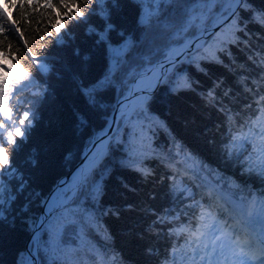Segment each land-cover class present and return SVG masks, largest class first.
Masks as SVG:
<instances>
[{"label": "snow or ice", "instance_id": "obj_1", "mask_svg": "<svg viewBox=\"0 0 264 264\" xmlns=\"http://www.w3.org/2000/svg\"><path fill=\"white\" fill-rule=\"evenodd\" d=\"M148 2L151 8L153 4L171 3L172 0ZM192 2L196 7L192 9V15L183 30L186 38H190L189 33L195 37L192 43H188L184 48L169 51L164 60L159 61L155 67L147 69L139 76L133 75L131 80L126 82L119 79L125 61L123 56L117 54L129 46L126 42L123 49H111L112 62L103 78L81 87V95L86 104L92 107L95 106L97 95L102 90L112 89L116 84H120L122 88L128 83L132 85L127 89L129 95L126 102L118 106L120 118L115 120V133L107 138V143L104 142L105 137H101L98 146L94 144L96 151L85 156L82 166L73 178L72 186L61 187L62 193H55L47 202V214L40 221L43 232H36L33 246L37 253L41 247L44 248L50 257L48 264H71L68 259H61V255L67 252L65 236L68 229L79 225L80 232L84 233V229H91L93 224L96 232L105 241V246L92 249L89 254L91 264H125L123 258H118L115 253L108 255L107 240L111 238V234L101 222V217L109 214L118 218L119 210L107 208L100 211L96 207L99 197L103 194L104 177L111 175L107 161L112 154L113 141L120 147L128 145L127 163L123 164V167H130L143 176H150L152 170L144 167L145 162L148 159H157L158 163L168 170L166 175L173 187L188 185L180 188L181 195L189 201L185 205L186 210L173 216L172 220L157 216L154 221V225H169V236H179L183 239V244L179 247L171 246L163 261H158V264H264V191L257 193L249 190L247 184H242L236 177L228 179L220 169L213 170L210 164L194 158L196 154L185 152L183 147L174 155L169 150V156L176 161L173 164L168 157L157 153L151 145L140 149L135 144V140L140 138L145 128L141 121L158 130L168 128L166 121H160L158 117L150 115L157 87L162 83L171 85L168 91L172 96L194 90L190 75L181 78L176 74L178 64L186 61L190 69L194 68L197 72L207 74L205 64L223 66L225 57L232 55V46L240 45L251 36L249 24H256L264 29V6L257 7L254 0ZM5 3L9 7L14 6L13 0H5ZM18 6L25 11L20 14L19 19H13L3 5H0V36L3 37L0 39V45L7 41L6 47L11 53L12 43L9 37L16 40L18 46L14 51L19 57L5 56L0 51V57L15 60L12 68L0 62V224L10 220L14 224L17 217H27L31 209L28 201H22L29 185L22 174L17 157L35 129V113L27 93L35 79L33 68L35 67L37 72L41 68L48 70L41 63L40 53L53 43L62 44L72 29L81 23L87 25L88 34L95 36L99 43L111 44V33L116 30L112 13L120 5L119 0H19ZM93 16L102 21L99 27L92 26ZM142 16L149 18L150 22L151 12H143ZM75 55L79 56V51H76ZM46 57L47 53L44 56L45 61ZM249 59L257 64L252 57ZM257 66L260 73H264V55L259 58ZM5 72L8 75H5ZM252 85L247 89L252 94L251 102L246 103L245 111L241 113L243 116L251 113V116L241 119L240 116L233 117L230 113L225 115L229 131L225 142V155L229 159L235 157L241 177L255 175L264 184V75L258 74ZM208 98L211 103L215 99V93L209 92ZM80 119L82 124L86 123L82 117ZM122 124L127 125L123 134L120 127ZM137 125L140 128L139 133L136 131ZM109 127L111 128V125ZM148 130L151 132V128ZM181 156L184 157L183 161L179 159ZM188 162H191V168H185L181 175L180 167ZM200 173H204L217 187L205 191L200 199H197L200 189L208 187L203 183ZM197 180L202 183H196ZM225 190L227 196L220 195ZM81 197H84L83 203ZM30 199L29 197L28 200ZM89 201L92 202L90 207ZM257 203L260 205L258 212L247 210L249 206L254 208ZM126 207L133 210L130 204ZM97 212L100 214L97 215ZM173 221L179 223L173 224ZM43 235L47 236V240L42 242ZM155 235L158 236L159 233ZM145 252L151 257L156 255L157 250L147 247ZM29 255L32 253L29 252ZM76 255L78 256L79 252ZM19 264H24V260L21 259ZM33 264L38 262L33 260ZM80 264L84 262L81 261Z\"/></svg>", "mask_w": 264, "mask_h": 264}, {"label": "trees", "instance_id": "obj_2", "mask_svg": "<svg viewBox=\"0 0 264 264\" xmlns=\"http://www.w3.org/2000/svg\"><path fill=\"white\" fill-rule=\"evenodd\" d=\"M0 1L13 19H19L20 14L25 11L18 6L19 0H13V7H9L5 0ZM146 3L149 4L148 0ZM254 3L257 7L264 6V0H254ZM119 5L112 13L116 30L111 33V44L99 43L95 36L88 34L87 25L81 23L72 29L62 44L53 43L40 53L41 63L47 71L41 68L37 72L33 68L35 79L27 96L35 113V129L17 157L29 185L22 201H28L31 209L27 217H17L14 224L11 220L0 224V264H19L23 259L25 243L34 227L33 221H37L46 197L57 182L78 163L82 150L97 139L116 101L128 91L130 83L123 88L116 84L112 89L102 90L92 107L86 104L81 95L82 86L91 85L103 78L112 62L111 49H123V45L129 43L125 51L117 53L125 61L119 79L127 82L133 75H138L153 63L163 60L169 51L182 44V40L185 42L192 37L189 33L190 38H186L183 31L192 15V9L196 7L192 0H172L171 3L151 5L155 12L151 15L150 22L140 21L142 5L138 0H119ZM91 24L99 27L102 21L93 16ZM248 30L251 36L240 45L232 46V55L225 57L223 66L205 64L207 74L190 69L186 61L177 66L176 74L181 78L190 75L194 90L172 96L168 91L171 85L163 83L153 96L150 115L166 121L168 128L158 130L141 121L145 128L135 144L140 149L151 145L173 164L176 161L169 156V150L174 155L183 147L185 152L196 154L194 158L210 164L213 170L220 169L228 179L236 177L242 184H247L249 190L259 193L264 191L261 180L255 175L241 177L235 157L229 159L225 155V142L229 136L225 115L230 113L241 119L251 116V113L248 116L241 115L246 103L251 102L252 94L247 89L253 86L252 82L258 78V74L264 75L257 66L259 58L264 55V29L256 24H249ZM241 36L243 37V33ZM0 39L3 37L0 36ZM9 40L12 43L11 53L6 47L7 41L0 45V51L5 56L17 55L14 51L18 46L16 40L11 37ZM76 51H79V56L75 55ZM249 57L255 59L257 64ZM0 62L8 68L15 65V60L10 58L0 57ZM4 74L8 75L7 72ZM209 92L215 93V99L211 103ZM81 117L86 123H81ZM126 126H120L121 134ZM136 131L140 132L139 125ZM127 155L128 145L120 147L113 141L112 154L107 161L111 175H105L103 194L96 205L100 211L113 208L120 213L118 218L111 214L101 217V222L111 234V238L107 240V253L109 256L115 253L118 258L122 257L125 264H158V261H163L170 247H179L183 244V239L169 236V225H154V221L157 216L172 220L173 216L186 210L185 205L189 201L181 195L180 188L188 185H179L177 181L179 186L173 187L166 175L168 170L157 159L145 162L144 167L152 170L150 176H143L130 167H123L127 163ZM179 159L183 161L184 157ZM185 168H191V162L180 167L181 175ZM196 171H199L198 166ZM202 175L204 173H200L201 177ZM196 183L202 181L197 180ZM203 183L209 186L205 179ZM203 188L197 194V199L204 193ZM83 201L84 197H81V202ZM91 203L88 202L89 207ZM129 204L133 210H128L126 206ZM177 223L179 221H173V224ZM150 225L154 226L149 227ZM40 232H43L42 228ZM157 232L158 236L155 235ZM65 239L67 252L61 255V259L66 258L71 264H80L81 261L91 264L89 254L92 249L105 246V241L96 232L94 224L91 229L85 228L84 233L80 232L79 225L71 226ZM45 240L47 236H41V241ZM147 247L156 249V255H146ZM38 254L39 264H48L50 257L43 247Z\"/></svg>", "mask_w": 264, "mask_h": 264}, {"label": "water", "instance_id": "obj_3", "mask_svg": "<svg viewBox=\"0 0 264 264\" xmlns=\"http://www.w3.org/2000/svg\"><path fill=\"white\" fill-rule=\"evenodd\" d=\"M195 39V37H193L191 40H189L188 42H186L184 45H185V47H186V45L188 44V43H192V41ZM157 63L158 62H156V63H154L152 66H151V68L152 67H155L156 65H157ZM179 65V64H178ZM139 76V75H138ZM162 85V84H161ZM160 85V86H161ZM159 86V87H160ZM132 87V85L130 84V87L129 88H131ZM159 87H157L156 88V90L159 88ZM156 90H155V92H156ZM129 95V93L127 92L124 96H122L121 98H119L118 100H117V102H116V104H115V106H114V110H113V112H112V114H111V116H110V118H109V120L111 121V128L110 127H108L106 130H105V132H104V134H103V136L102 137H111L112 136V134H113V132H114V130H115V128H116V124H115V120H116V113H117V105H118V103L119 102H126V97ZM105 134H107V136H105ZM99 139L100 138H98V139H96V140H93L88 146H86L84 149H83V151H82V153H81V157H80V160L78 161V163L72 168V170L70 171V173H68L66 176H64L63 178H61L60 180H59V182L56 184V186H55V188H58V187H64L65 185H66V182H67V180L69 179V177H70V175H71V173H72V171L80 164V162H81V160L83 159V157H84V151H87V149H92L93 147H94V144H97V142L99 141ZM54 188V189H55ZM53 189V190H54ZM52 190V191H53ZM47 199H48V197H47ZM47 199L45 200V202H44V204L42 205V208H41V211H40V213H39V216H38V221L35 223V225H34V227H33V230H32V232L30 233V235L33 233V232H37V231H39L40 229H41V225H40V221H41V219H43V218H45V216H46V214H47V211H45V209H44V207H45V204H46V201H47ZM28 243H29V239H27V241H26V243H25V246H24V252H25V259H28V261H29V264H33V260H35V261H37L38 262V264H39V255H38V253H37V251H36V256L35 255H33V253L29 250V248H28ZM37 243H38V241H37ZM29 252H31L32 253V255L30 256L29 255Z\"/></svg>", "mask_w": 264, "mask_h": 264}, {"label": "bare ground", "instance_id": "obj_4", "mask_svg": "<svg viewBox=\"0 0 264 264\" xmlns=\"http://www.w3.org/2000/svg\"><path fill=\"white\" fill-rule=\"evenodd\" d=\"M184 47H185V45H184V46H181L180 48H184ZM121 103H123V102H119L118 105H117L116 120H119V118H120V111H119L118 106H119ZM110 124H111V121L108 120L107 124L105 125V128L99 133V135H98L99 137H98V138H101V137L103 136L105 130L109 127ZM115 124H116V123H115ZM99 141H100V139H99ZM99 141H98V142H99ZM98 142H97V144H96L97 146H98ZM104 142L107 143V137H105ZM95 151H96V148L93 147L92 149H90V150L87 149V151H84V152H83V153H84V157H83V159L81 160L80 164H79V165H78V166L72 171V173H71V175H70V177H69V179H68V182H66V185L64 186L65 188H69V187L72 186L73 178H74V176L76 175V173H77V171L79 170V168L82 166V161H84L85 156H86V155H89V154H91L92 152H95ZM62 191H63V190L61 189V187H58V188H55V189L49 194L48 199H47L46 204H45V209H46V210H47V202L51 199V197H52L55 193H57L58 195H60V194L62 193ZM35 234H36V233L33 232V233L30 235L29 243H28V247H29L30 251L33 253V255L36 256V248L33 246L34 243H35V241H34ZM24 264H29L28 259L25 261Z\"/></svg>", "mask_w": 264, "mask_h": 264}, {"label": "rangeland", "instance_id": "obj_5", "mask_svg": "<svg viewBox=\"0 0 264 264\" xmlns=\"http://www.w3.org/2000/svg\"><path fill=\"white\" fill-rule=\"evenodd\" d=\"M140 3H141V5H142V13L143 12H151V15L152 14H154V12H155V10L153 9V7L151 6V8L149 7V4L148 3H146L147 2V0H143V2H141V0H138ZM148 20H149V18H145V17H143L142 15H141V18H140V21L141 22H148ZM103 130V129H102ZM100 133V132H99ZM98 133V134H99ZM97 137H99V136H97ZM83 151V150H82ZM259 208H260V205H259V203H257V205H255V207L253 208V207H251V206H249L248 207V211H255V212H258L259 211ZM29 239V238H28ZM23 260H24V263H25V261L27 260V259H25V252H24V257H23Z\"/></svg>", "mask_w": 264, "mask_h": 264}]
</instances>
